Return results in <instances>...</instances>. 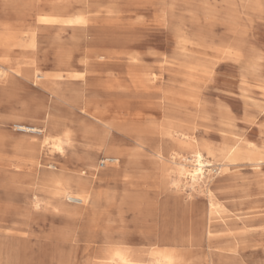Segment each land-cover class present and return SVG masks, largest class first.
Segmentation results:
<instances>
[{
	"label": "rangeland",
	"instance_id": "374dc122",
	"mask_svg": "<svg viewBox=\"0 0 264 264\" xmlns=\"http://www.w3.org/2000/svg\"><path fill=\"white\" fill-rule=\"evenodd\" d=\"M2 33L0 264H264V0H0Z\"/></svg>",
	"mask_w": 264,
	"mask_h": 264
},
{
	"label": "bare ground",
	"instance_id": "6f19581e",
	"mask_svg": "<svg viewBox=\"0 0 264 264\" xmlns=\"http://www.w3.org/2000/svg\"><path fill=\"white\" fill-rule=\"evenodd\" d=\"M39 22L44 23V24H56V23L79 24L82 22V20L79 18L78 19L61 20V18L59 19L57 17L42 16V17H40ZM81 25H83V24H81ZM79 26H80V24H79ZM32 39H33V37H32ZM34 41H36V40H34ZM13 43H18V37L16 35L10 34V33L9 34H3V33L0 34V48L7 51L8 48H10L13 45ZM2 75H3V72L0 70V78L2 77ZM83 76H85V75H83ZM53 78H55V77H53ZM20 130L26 131V132H33V133H42V131L37 130L35 127H27V126H22V125L20 126ZM47 139L48 138L46 137L45 140H47ZM54 145H55V147H57L58 151H60V152L63 151V147H62L63 145L61 142H57ZM237 156H238V150L236 148H232L226 153V158L230 161L235 160L237 158ZM195 159H196V165L193 167L192 170H189V168H187L188 162L185 159H184L185 164L179 163L176 165L177 166L176 169L181 175H186L190 178V180L192 182V187H194V185H196V184H199V182L204 178V168L206 167L201 151L197 150L195 152ZM117 163H119L118 159H117ZM54 182H55V180H54ZM76 187L79 190V193L73 198V200H75L76 202H80L78 205H83V203H86L91 199L93 191L89 187V184L87 182L81 181V180L76 182ZM53 194L56 198L61 199V197H63V196H69L70 193L64 189L56 188L54 190ZM119 257L123 263L128 262L126 260V258L121 253L119 254ZM151 257L153 259H155L156 262L159 264H171L172 260H173V258L170 255L159 253L156 251H153L151 253Z\"/></svg>",
	"mask_w": 264,
	"mask_h": 264
},
{
	"label": "built area",
	"instance_id": "2783aa9c",
	"mask_svg": "<svg viewBox=\"0 0 264 264\" xmlns=\"http://www.w3.org/2000/svg\"><path fill=\"white\" fill-rule=\"evenodd\" d=\"M116 162H117V160H115V159H106V160H104V161L101 162L100 168H104L105 166H107V164H113V163H116Z\"/></svg>",
	"mask_w": 264,
	"mask_h": 264
},
{
	"label": "crops",
	"instance_id": "0c3cea01",
	"mask_svg": "<svg viewBox=\"0 0 264 264\" xmlns=\"http://www.w3.org/2000/svg\"><path fill=\"white\" fill-rule=\"evenodd\" d=\"M106 159H115V160H117L116 158H105L104 160H106ZM103 160V161H104ZM117 163V162H116ZM113 164H115V163H113ZM105 168H107V167H105Z\"/></svg>",
	"mask_w": 264,
	"mask_h": 264
}]
</instances>
